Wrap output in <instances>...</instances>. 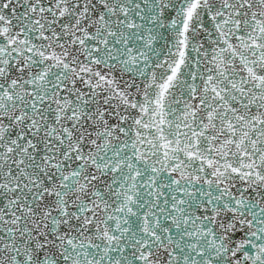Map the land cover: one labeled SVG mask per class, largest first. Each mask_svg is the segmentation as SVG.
<instances>
[{
  "label": "snow or ice",
  "instance_id": "6c2138e0",
  "mask_svg": "<svg viewBox=\"0 0 264 264\" xmlns=\"http://www.w3.org/2000/svg\"><path fill=\"white\" fill-rule=\"evenodd\" d=\"M0 264H264V0H0Z\"/></svg>",
  "mask_w": 264,
  "mask_h": 264
}]
</instances>
